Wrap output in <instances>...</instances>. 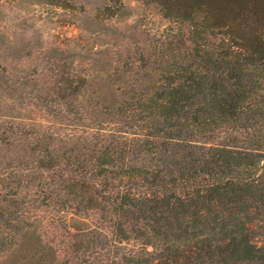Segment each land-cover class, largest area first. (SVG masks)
<instances>
[{"label": "trees", "instance_id": "16d2710c", "mask_svg": "<svg viewBox=\"0 0 264 264\" xmlns=\"http://www.w3.org/2000/svg\"><path fill=\"white\" fill-rule=\"evenodd\" d=\"M107 1L110 16L123 9ZM141 1L177 25L179 46L140 55L111 125L9 131L5 145L35 153L21 188L75 214L97 198L118 243L152 249L113 264H264V0Z\"/></svg>", "mask_w": 264, "mask_h": 264}, {"label": "rangeland", "instance_id": "374dc122", "mask_svg": "<svg viewBox=\"0 0 264 264\" xmlns=\"http://www.w3.org/2000/svg\"><path fill=\"white\" fill-rule=\"evenodd\" d=\"M46 1L0 0V264H113L123 253L151 252L132 239L118 243L97 198L78 214L33 201L34 183L21 188L34 177L32 145L3 139L9 131L24 139L38 125L59 134L74 123L111 125L105 112L137 79L135 61L148 48L179 46L177 25L141 0H121L113 16L107 0H69L70 11Z\"/></svg>", "mask_w": 264, "mask_h": 264}]
</instances>
